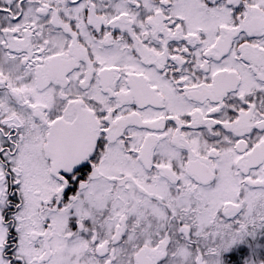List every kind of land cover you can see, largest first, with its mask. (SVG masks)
Wrapping results in <instances>:
<instances>
[{
	"label": "snow or ice",
	"instance_id": "snow-or-ice-1",
	"mask_svg": "<svg viewBox=\"0 0 264 264\" xmlns=\"http://www.w3.org/2000/svg\"><path fill=\"white\" fill-rule=\"evenodd\" d=\"M259 229L264 0H0V264H238Z\"/></svg>",
	"mask_w": 264,
	"mask_h": 264
},
{
	"label": "flooded vegetation",
	"instance_id": "flooded-vegetation-1",
	"mask_svg": "<svg viewBox=\"0 0 264 264\" xmlns=\"http://www.w3.org/2000/svg\"><path fill=\"white\" fill-rule=\"evenodd\" d=\"M253 254L254 259L264 260V229L257 230L255 238H248L245 243L239 244L234 249L233 258L238 264H243L244 258Z\"/></svg>",
	"mask_w": 264,
	"mask_h": 264
}]
</instances>
